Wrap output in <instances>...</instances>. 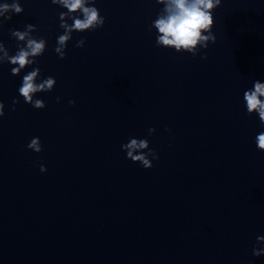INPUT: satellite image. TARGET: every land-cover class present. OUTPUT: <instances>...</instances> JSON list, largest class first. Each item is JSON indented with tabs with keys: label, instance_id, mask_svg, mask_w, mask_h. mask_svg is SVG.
I'll use <instances>...</instances> for the list:
<instances>
[{
	"label": "water",
	"instance_id": "water-1",
	"mask_svg": "<svg viewBox=\"0 0 264 264\" xmlns=\"http://www.w3.org/2000/svg\"><path fill=\"white\" fill-rule=\"evenodd\" d=\"M18 2L22 13L0 17V42L14 55L27 38L9 30L32 24L46 50L16 76L0 63V264H264L252 255L264 247V128L243 102L264 82V0H221L215 43L179 53L148 30L163 5L95 0L103 27L74 31L64 59L54 49L67 10ZM34 67L37 82L56 80L33 97L43 109L18 93ZM130 137L156 151L151 168L126 159Z\"/></svg>",
	"mask_w": 264,
	"mask_h": 264
},
{
	"label": "clouds",
	"instance_id": "clouds-1",
	"mask_svg": "<svg viewBox=\"0 0 264 264\" xmlns=\"http://www.w3.org/2000/svg\"><path fill=\"white\" fill-rule=\"evenodd\" d=\"M51 4L58 5L67 11L59 14L60 24L63 34L58 35L56 47L54 49L59 59L65 58V49L68 41L72 38V33L95 31L102 28L105 23V17L100 15V11L94 6L95 0H50ZM155 3L163 5V14L157 15L156 19L148 26V30L153 28L159 35L156 36L155 46L164 48L172 47L177 53L180 49L192 51L199 43L206 49L210 43H215L216 37L212 33L214 25L213 12L220 5L221 0H155ZM23 12L22 6L18 0H12L11 3H0V17L5 20H11V14H20ZM71 20L69 24L67 20ZM2 23V21H0ZM11 37L18 41H25L26 45L19 46V50L14 55H9L2 42H0V63L8 62L11 67V75H18L26 66H32L36 63L38 57L43 55L46 50V40L44 38H33L30 33L35 31V26L28 24L25 30H9ZM203 33H206L202 35ZM85 40L81 38L74 47L82 48ZM193 56H196L193 52ZM201 56V59H206ZM40 69L34 67L22 78V84L18 88L19 96L23 98L25 104L31 105L34 109L45 108V103L41 99H33L36 93L50 92L56 84L52 76L43 78L40 82ZM59 102L60 98H56ZM243 102L246 108V115L255 113L259 118V126L264 128V82L255 80L250 89L243 92ZM13 105L19 103L18 99L13 100ZM70 105L75 101L70 100ZM13 111L15 108L13 107ZM4 116V103L0 101V118ZM170 131V129H165ZM155 132L154 128H149L151 135ZM255 145L258 151L264 152V131L258 133L255 137ZM27 148L39 153L42 151V145L39 137H34L27 144ZM121 150L126 153V159L132 163H139L144 169L152 167V160H157L158 154L149 147L147 139H138L130 137L127 143L121 144ZM151 157V159H149ZM40 172H45L44 165H39ZM257 245L264 244V236H257ZM264 254V247H253L252 255L261 256Z\"/></svg>",
	"mask_w": 264,
	"mask_h": 264
}]
</instances>
